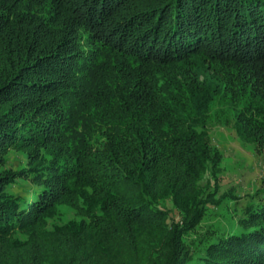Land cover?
Listing matches in <instances>:
<instances>
[{"label":"trees","instance_id":"trees-1","mask_svg":"<svg viewBox=\"0 0 264 264\" xmlns=\"http://www.w3.org/2000/svg\"><path fill=\"white\" fill-rule=\"evenodd\" d=\"M216 125L264 152V0H0V264H264L259 190L187 238Z\"/></svg>","mask_w":264,"mask_h":264},{"label":"rangeland","instance_id":"rangeland-1","mask_svg":"<svg viewBox=\"0 0 264 264\" xmlns=\"http://www.w3.org/2000/svg\"><path fill=\"white\" fill-rule=\"evenodd\" d=\"M210 136L223 153L220 191L231 192L232 195L227 196L218 206L208 209L197 231L187 235V238L198 241L211 237L209 232L220 233L237 228L245 203L252 201V195L258 190L264 194V152L258 153L253 144L242 141L233 125L213 126ZM20 155L16 154V158ZM73 217L74 210L63 206L54 221L63 223Z\"/></svg>","mask_w":264,"mask_h":264}]
</instances>
